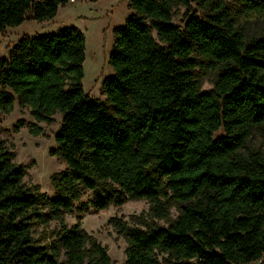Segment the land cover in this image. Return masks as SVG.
<instances>
[{"label":"trees","instance_id":"16d2710c","mask_svg":"<svg viewBox=\"0 0 264 264\" xmlns=\"http://www.w3.org/2000/svg\"><path fill=\"white\" fill-rule=\"evenodd\" d=\"M69 1L0 0V32L51 20ZM193 1L212 13H192ZM237 1L233 9L226 0H128L133 13L114 29L105 100L84 91L85 35L76 26L25 35L0 58V109L11 112L17 99L35 135L38 122L62 114L51 153L66 163L50 196L26 183V166L0 134V264H113L108 248L65 215L130 199L149 210L134 224L110 218L127 242L123 264L264 258V157L240 151L264 128V33L247 38L239 26L264 18V0ZM177 4L187 8L183 24ZM204 66L217 73L209 90L201 89ZM52 221L59 226L47 232Z\"/></svg>","mask_w":264,"mask_h":264},{"label":"rangeland","instance_id":"374dc122","mask_svg":"<svg viewBox=\"0 0 264 264\" xmlns=\"http://www.w3.org/2000/svg\"><path fill=\"white\" fill-rule=\"evenodd\" d=\"M215 2L216 0H211ZM229 7H240L237 0H226ZM192 13L203 18L211 14L210 6L206 2L191 3ZM175 22L183 24L187 8L177 4L174 8ZM133 13L128 0H76L69 1L60 7L55 17L48 21L39 22L27 19L20 25L8 26L0 32V58L9 55L15 42L25 35H37L50 31H57L67 26L80 28L85 35V61L83 65L84 77L82 80L84 91L92 98L105 100L103 93V80L113 74V68L109 62L110 52L114 43V29L123 25L126 18ZM239 26L245 31L247 38L254 34L264 33V18L240 21ZM201 89L209 90L214 87L216 72L204 66L199 68ZM52 122H38L43 132L35 135L30 132L29 125L36 122L29 108H22L16 99L14 108L6 113L0 109V134L6 144L15 153V161L26 166L25 181L28 185H39L43 192L50 196L54 194L51 177L53 174L66 168L65 161L58 155H53L52 150L57 148L55 135L62 122V114L54 116ZM23 119L24 126L16 129L17 122ZM248 155L252 151L259 152L264 157V128L256 127L240 150ZM92 197L91 191H86L83 200ZM149 210V202L146 200L130 199L121 206L110 205L100 211L91 209L88 213L74 211L65 215V223L73 225L78 220L81 226L90 234L94 235L103 245L108 248L113 264H123L125 261V237L120 234L110 223L113 216L123 217L134 224L140 216ZM177 215V209H172V217ZM161 225H167L160 222ZM59 224L52 221L47 232L58 228ZM41 226L37 229V235L44 233ZM264 260L252 262L259 264Z\"/></svg>","mask_w":264,"mask_h":264},{"label":"built area","instance_id":"2783aa9c","mask_svg":"<svg viewBox=\"0 0 264 264\" xmlns=\"http://www.w3.org/2000/svg\"><path fill=\"white\" fill-rule=\"evenodd\" d=\"M71 2H75L76 0H70Z\"/></svg>","mask_w":264,"mask_h":264}]
</instances>
